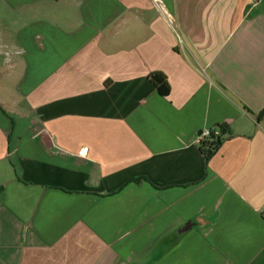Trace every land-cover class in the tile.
Segmentation results:
<instances>
[{
  "label": "crops",
  "instance_id": "1",
  "mask_svg": "<svg viewBox=\"0 0 264 264\" xmlns=\"http://www.w3.org/2000/svg\"><path fill=\"white\" fill-rule=\"evenodd\" d=\"M263 204L264 0H0V264H264Z\"/></svg>",
  "mask_w": 264,
  "mask_h": 264
},
{
  "label": "trees",
  "instance_id": "2",
  "mask_svg": "<svg viewBox=\"0 0 264 264\" xmlns=\"http://www.w3.org/2000/svg\"><path fill=\"white\" fill-rule=\"evenodd\" d=\"M150 82L155 86V88L158 90L159 94L168 97L171 93V86L168 82V78L162 74V73H153L149 76ZM224 134V129L220 126H218ZM222 143V140H214V138L209 139L208 141L201 142V149L203 151V154L207 159H210L219 149L220 145Z\"/></svg>",
  "mask_w": 264,
  "mask_h": 264
},
{
  "label": "built area",
  "instance_id": "3",
  "mask_svg": "<svg viewBox=\"0 0 264 264\" xmlns=\"http://www.w3.org/2000/svg\"><path fill=\"white\" fill-rule=\"evenodd\" d=\"M214 138V140H222L223 139V134L221 130L217 127L215 128H209V129H204L200 135H199V141L204 142L208 141L209 139ZM88 152V149H85V153ZM259 213L264 219V204L262 207L259 209Z\"/></svg>",
  "mask_w": 264,
  "mask_h": 264
}]
</instances>
